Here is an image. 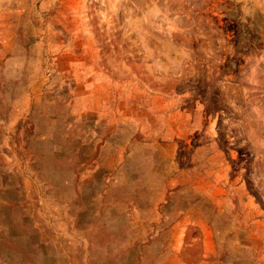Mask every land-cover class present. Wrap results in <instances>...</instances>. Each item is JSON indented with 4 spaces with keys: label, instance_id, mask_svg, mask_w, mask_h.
I'll return each mask as SVG.
<instances>
[{
    "label": "rangeland",
    "instance_id": "rangeland-1",
    "mask_svg": "<svg viewBox=\"0 0 264 264\" xmlns=\"http://www.w3.org/2000/svg\"><path fill=\"white\" fill-rule=\"evenodd\" d=\"M12 239L264 264V0H0V264H33Z\"/></svg>",
    "mask_w": 264,
    "mask_h": 264
},
{
    "label": "crops",
    "instance_id": "crops-1",
    "mask_svg": "<svg viewBox=\"0 0 264 264\" xmlns=\"http://www.w3.org/2000/svg\"><path fill=\"white\" fill-rule=\"evenodd\" d=\"M12 241L18 243V246L21 247L22 249H26L27 254H33L32 259H33V264H50L49 261V256H48V251L46 250V246L43 243H32V245H28L27 248L24 247L21 243L20 240H15L12 239ZM30 252V253H29ZM8 257V256H7ZM7 257H4L6 260ZM19 260V259H17ZM10 261L14 263V258L10 256Z\"/></svg>",
    "mask_w": 264,
    "mask_h": 264
}]
</instances>
